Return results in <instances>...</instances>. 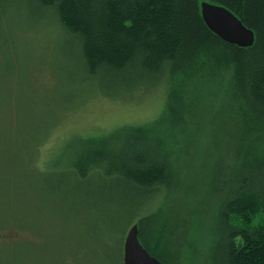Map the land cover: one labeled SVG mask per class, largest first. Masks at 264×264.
Masks as SVG:
<instances>
[{"label": "rangeland", "instance_id": "374dc122", "mask_svg": "<svg viewBox=\"0 0 264 264\" xmlns=\"http://www.w3.org/2000/svg\"><path fill=\"white\" fill-rule=\"evenodd\" d=\"M1 3L0 264H98L95 254L108 251L107 245L116 250L119 232L124 230L121 250L131 226L140 234L141 217L126 227L132 211L104 205L97 194L108 183L96 176L78 180L74 163L88 152L90 140L162 117L169 83L127 91L93 82L82 74L77 44L51 14L28 0ZM218 94L205 88L189 93L185 107L147 139L169 157L173 181L168 197L156 205L157 218L169 223L177 240L166 264H205L204 243L179 260L176 248L210 233L227 185L221 179L230 183L243 148L233 131V137L224 134L225 126L237 123ZM134 140L122 135L110 147L130 150L147 143ZM154 224L149 233L141 231L152 246Z\"/></svg>", "mask_w": 264, "mask_h": 264}, {"label": "trees", "instance_id": "16d2710c", "mask_svg": "<svg viewBox=\"0 0 264 264\" xmlns=\"http://www.w3.org/2000/svg\"><path fill=\"white\" fill-rule=\"evenodd\" d=\"M28 1L51 14L77 44L85 78L127 91L164 82L170 86L163 116L150 127L91 137L86 143L88 152L74 163L76 178L85 181L96 176L108 183L98 199L104 205L114 202L122 211H132L126 227L141 217V245L162 264L168 263L177 240H173L169 223L157 218L156 205L168 197L173 184L169 157H163L147 139L185 107L189 93H199L200 88L212 95L218 92L216 98L224 112L237 123L225 126L224 134L234 136L243 148L238 150L230 183L220 178V185H227L210 222V233L205 238L191 236L185 248L177 247L178 260L181 253L187 258L196 254L197 243H204L205 264H264V0ZM202 3L231 12L254 33L253 45L241 48L213 34L203 21ZM4 6L0 0V8ZM110 97L122 100L126 96ZM122 135L147 143L114 151L110 144ZM133 144L139 146L135 140ZM152 223L156 229L150 235L153 246L142 240L141 232L146 228L149 233ZM123 233L115 240L116 250L112 245L102 246L108 251L95 254L96 263L123 264Z\"/></svg>", "mask_w": 264, "mask_h": 264}, {"label": "water", "instance_id": "95a60500", "mask_svg": "<svg viewBox=\"0 0 264 264\" xmlns=\"http://www.w3.org/2000/svg\"><path fill=\"white\" fill-rule=\"evenodd\" d=\"M201 15L208 29L223 41L241 48L253 45L254 33L225 8L202 3ZM122 260L123 264H162L141 245L137 225L131 226L125 235Z\"/></svg>", "mask_w": 264, "mask_h": 264}]
</instances>
